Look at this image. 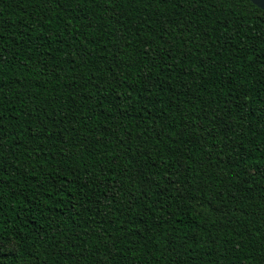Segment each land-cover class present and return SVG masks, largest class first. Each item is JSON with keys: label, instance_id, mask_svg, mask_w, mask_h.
Segmentation results:
<instances>
[{"label": "trees", "instance_id": "16d2710c", "mask_svg": "<svg viewBox=\"0 0 264 264\" xmlns=\"http://www.w3.org/2000/svg\"><path fill=\"white\" fill-rule=\"evenodd\" d=\"M0 264H264V11L0 0Z\"/></svg>", "mask_w": 264, "mask_h": 264}, {"label": "water", "instance_id": "95a60500", "mask_svg": "<svg viewBox=\"0 0 264 264\" xmlns=\"http://www.w3.org/2000/svg\"><path fill=\"white\" fill-rule=\"evenodd\" d=\"M254 5L264 11V0H250Z\"/></svg>", "mask_w": 264, "mask_h": 264}]
</instances>
